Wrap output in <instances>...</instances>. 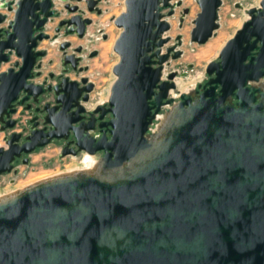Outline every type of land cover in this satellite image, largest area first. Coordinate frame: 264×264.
Instances as JSON below:
<instances>
[{
  "label": "water",
  "instance_id": "water-1",
  "mask_svg": "<svg viewBox=\"0 0 264 264\" xmlns=\"http://www.w3.org/2000/svg\"><path fill=\"white\" fill-rule=\"evenodd\" d=\"M58 1L71 15L49 35L46 24L61 15L54 0H0V175L50 143L61 144L58 158L99 154L98 171L1 198L0 264H264V0L243 9L206 80L176 101V72L163 69L181 55L180 35L164 45L182 0H123L112 18L113 80L91 110L82 48L65 37L86 34L84 14H99L101 0ZM194 1L189 41L203 44L222 0ZM42 40L56 44V73L43 74ZM25 110L33 115L24 131Z\"/></svg>",
  "mask_w": 264,
  "mask_h": 264
},
{
  "label": "rangeland",
  "instance_id": "rangeland-1",
  "mask_svg": "<svg viewBox=\"0 0 264 264\" xmlns=\"http://www.w3.org/2000/svg\"><path fill=\"white\" fill-rule=\"evenodd\" d=\"M54 1L55 7L61 11L62 16L65 12L62 9V3L58 0ZM258 1L222 0L218 10L219 26L215 30V34L205 43L196 44L189 41V31L192 27L191 20L194 18L198 8L194 0H182L181 6L176 8L173 16L169 18L170 28L165 33V35H169L172 38L171 40L177 34L180 35L181 39V45L178 47L181 50V55L174 60H169V64L163 69V73H167L170 70L176 72L174 78L175 88L169 90V95L173 97L174 101L177 100L180 92H187L184 91L185 87L187 89H193L196 88L197 84L202 83L205 79L203 72L204 65L217 57V52L221 45L245 19L246 15L243 9L256 7ZM235 3H238L241 7H236ZM183 7H186L188 12L183 17L181 24L178 25L179 11ZM98 8L100 9L99 14L85 13L91 19V24L86 27V34L81 39L76 37L69 38V41L73 45H80L82 48L80 53L82 59L79 65H86L87 69L79 75L86 76L93 82V89L89 93L88 101L85 103L86 109H90L95 104H102V102L105 103L106 101L108 88L113 80L111 66L117 61V55L112 51L111 47L119 32V28L114 26L112 18L123 10V0H101ZM101 33H105V39L100 38ZM44 44L43 42L41 43L42 46ZM45 47L49 48V45H45ZM92 49H96L97 54L89 58L87 57V53ZM52 57L55 63L51 66L47 64L43 66L45 69H51L56 73L59 69L57 51ZM68 75L74 79L77 78L73 73H69ZM157 122L158 118L153 121L148 133L154 131ZM1 145L3 146V142L0 138ZM60 145V143H50L46 147L36 149L28 156V162L26 164L18 162L14 165V174L10 171L0 175V196L9 195L27 186L25 184H30L37 179L54 176L58 174L57 172L65 173L73 167H81V158L84 154L80 153L76 156L65 155L58 158L57 155ZM98 156L99 154H95L92 157L93 159H97Z\"/></svg>",
  "mask_w": 264,
  "mask_h": 264
},
{
  "label": "bare ground",
  "instance_id": "bare-ground-1",
  "mask_svg": "<svg viewBox=\"0 0 264 264\" xmlns=\"http://www.w3.org/2000/svg\"><path fill=\"white\" fill-rule=\"evenodd\" d=\"M260 85L261 86H263L264 85V81H262L261 83H260ZM191 89H187L186 87H185V89H184V91H190ZM167 118H168V113L167 112H165V113H162V114H159L158 115V122L155 124V127H156V129H160L161 128V126L165 123V121L167 120ZM81 161H82V166L81 167H79V168H77V167H73V168H70L69 170H67L65 173H67V174H69V173H73V172H75V171H78V170H80V171H90V172H97L98 171V165H97V161H96V159H93V157L92 156H90V155H86V154H84L83 156H82V158H81ZM58 174H56V175H61V174H63V173H60V172H57ZM49 177V176H48ZM43 178H40V179H37V180H35V181H33V182H31V183H34V182H37V181H39V180H42ZM25 185H28V184H25ZM24 185V186H25ZM17 191V190H16ZM15 191V192H16ZM13 192V191H12ZM15 192H13V193H15ZM13 193H11V194H13ZM7 196V195H6ZM3 197H5V196H0V199L1 198H3Z\"/></svg>",
  "mask_w": 264,
  "mask_h": 264
},
{
  "label": "flooded vegetation",
  "instance_id": "flooded-vegetation-1",
  "mask_svg": "<svg viewBox=\"0 0 264 264\" xmlns=\"http://www.w3.org/2000/svg\"><path fill=\"white\" fill-rule=\"evenodd\" d=\"M72 3V2H71ZM80 5V7H84V4L83 3H80L79 4ZM85 13H95V12H85ZM71 15V13H63L62 14V16L60 15V17H58V18H54L51 22H49V23H47V24H52V23H54V21H55V23H54V25L51 27L52 29H53V27L55 26V24H56V22L59 20V19H61V18H66V17H69ZM85 16H86V14H84ZM214 34H215V32H214ZM100 38L101 39H105L106 38V35H105V33H101L100 34ZM168 37H169V40L166 42V44L164 45V46H169V45H171L173 42H174V38H173V40H171L172 38L169 36V35H167ZM176 36V35H175ZM174 36V37H175ZM70 37H75L74 35H68V36H66L65 37V39L67 40V41H69V38ZM211 37H213V35L211 36ZM69 45H70V49H72L73 47H75V46H77V45H73L72 43H71V41H69ZM93 50H96V49H92V50H90V51H88V53L89 52H91V51H93ZM97 51V50H96ZM87 53V54H88ZM96 54H97V52H96ZM95 54V55H96ZM94 55V56H95ZM94 56H92V57H94ZM89 58H91V57H89ZM217 60V58H215V59H213V60H211V61H216ZM206 65V64H205ZM205 65H204V67H203V72H204V68H205ZM86 66V65H85ZM205 74V73H204ZM76 77V76H75ZM77 77H79V76H77ZM206 75H205V79L202 81V83H199L200 85H202L203 84V82L206 80ZM74 79V78H73ZM196 88H197V85H196ZM198 89H200V87L198 88ZM103 103V102H102ZM93 107H91L90 109H88V110H91ZM23 115L26 117L25 119H26V123H25V128H24V131H25V129H27V126H28V124H27V119H29L32 115H33V113H31V110H25L24 112H23ZM95 116H96V114H94ZM23 157V156H22ZM19 162V161H18ZM17 162V163H18Z\"/></svg>",
  "mask_w": 264,
  "mask_h": 264
},
{
  "label": "crops",
  "instance_id": "crops-1",
  "mask_svg": "<svg viewBox=\"0 0 264 264\" xmlns=\"http://www.w3.org/2000/svg\"><path fill=\"white\" fill-rule=\"evenodd\" d=\"M55 23V21H54ZM54 23H50V24H46V32L51 35L52 34V30H51V27L54 25ZM86 32H87V28H86ZM45 43L44 46L41 45V43ZM45 45H49V48L48 47H45ZM55 43H52V44H48V41L47 40H42L41 42H39V45H38V48L39 49H46V56L44 58H42V63L43 65L44 64H47L46 62L51 60V62L49 64H47L48 66H51L55 63V61L52 60V56L53 54L56 52L55 51ZM51 52V53H50ZM58 54V53H57ZM5 66H1V69H3ZM44 66L42 67V71H43V74L47 73L48 71H52L51 69H45L43 70ZM69 74V73H68ZM70 78H73L71 76H69ZM1 136V135H0ZM36 158V157H35Z\"/></svg>",
  "mask_w": 264,
  "mask_h": 264
},
{
  "label": "built area",
  "instance_id": "built-area-1",
  "mask_svg": "<svg viewBox=\"0 0 264 264\" xmlns=\"http://www.w3.org/2000/svg\"><path fill=\"white\" fill-rule=\"evenodd\" d=\"M12 173H13V172H12ZM14 173H15V172H14ZM14 173H13V174H14Z\"/></svg>",
  "mask_w": 264,
  "mask_h": 264
}]
</instances>
